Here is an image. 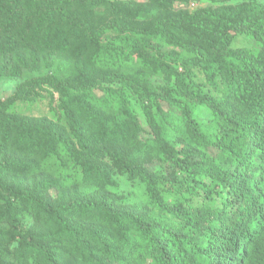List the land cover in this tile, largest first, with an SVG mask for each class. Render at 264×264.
I'll use <instances>...</instances> for the list:
<instances>
[{
  "label": "trees",
  "instance_id": "16d2710c",
  "mask_svg": "<svg viewBox=\"0 0 264 264\" xmlns=\"http://www.w3.org/2000/svg\"><path fill=\"white\" fill-rule=\"evenodd\" d=\"M192 1L0 0V264H264V0Z\"/></svg>",
  "mask_w": 264,
  "mask_h": 264
},
{
  "label": "rangeland",
  "instance_id": "374dc122",
  "mask_svg": "<svg viewBox=\"0 0 264 264\" xmlns=\"http://www.w3.org/2000/svg\"><path fill=\"white\" fill-rule=\"evenodd\" d=\"M216 5L215 2L211 0H203L200 2L192 1L187 4H176L177 10H185L189 12H194L198 9L210 7ZM235 47H248L251 48L254 46L253 41H251L249 38H246L244 36H239L235 43ZM123 71H127L129 73H137L142 71V67L138 62L137 58H133L131 62L124 65L122 68ZM48 73L47 68H42L39 72L38 71H25L24 73H21L20 71L14 72L13 74H7L6 76H3L0 78V99L5 100L18 90L19 86H21L27 79L40 76V75H46ZM161 79L153 78L154 82H160ZM51 90H44L41 94L42 96L37 99L36 102H34L32 105L30 104H24L21 106L23 111L26 115L38 119L42 117H48L50 119H53L56 117L58 113L60 115L62 114L61 111L58 110V103H59V94L53 93L50 94ZM99 93V91L97 92ZM58 113H57V112ZM56 112V114H55ZM196 117L202 121L203 123L209 124L210 122V111L205 106H200L199 109L196 112ZM118 180L121 182L122 185V195L126 197L127 200L131 203H138L139 205H146L148 202V198L145 192L144 186L140 182H130L123 176H120ZM166 218V217H165ZM168 220V219H167Z\"/></svg>",
  "mask_w": 264,
  "mask_h": 264
}]
</instances>
